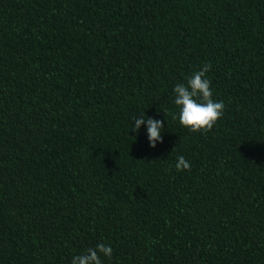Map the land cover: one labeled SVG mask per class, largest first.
Segmentation results:
<instances>
[{
  "label": "trees",
  "instance_id": "16d2710c",
  "mask_svg": "<svg viewBox=\"0 0 264 264\" xmlns=\"http://www.w3.org/2000/svg\"><path fill=\"white\" fill-rule=\"evenodd\" d=\"M205 64L225 109L190 133L173 89ZM98 243L103 264H264V0H0V264Z\"/></svg>",
  "mask_w": 264,
  "mask_h": 264
},
{
  "label": "clouds",
  "instance_id": "9594fccd",
  "mask_svg": "<svg viewBox=\"0 0 264 264\" xmlns=\"http://www.w3.org/2000/svg\"><path fill=\"white\" fill-rule=\"evenodd\" d=\"M210 70L211 65H203L186 79V83H177L173 89L172 102L178 112L173 113L172 119L178 120L179 126L190 133L211 130L224 113V102L213 99L211 82L206 75ZM165 122L143 113L131 118V132L138 135L143 126L149 147L155 149L157 144L163 142ZM174 167L181 172L189 170L191 164L183 155H179ZM112 254L110 245L98 243L83 253L73 255L71 264H103L104 258L110 259Z\"/></svg>",
  "mask_w": 264,
  "mask_h": 264
}]
</instances>
